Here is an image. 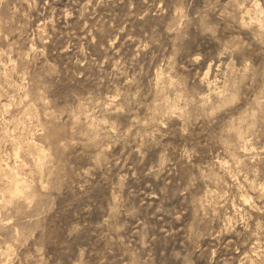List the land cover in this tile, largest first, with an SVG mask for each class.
Masks as SVG:
<instances>
[{"label":"rangeland","instance_id":"374dc122","mask_svg":"<svg viewBox=\"0 0 264 264\" xmlns=\"http://www.w3.org/2000/svg\"><path fill=\"white\" fill-rule=\"evenodd\" d=\"M0 264H264V0H0Z\"/></svg>","mask_w":264,"mask_h":264},{"label":"bare ground","instance_id":"6f19581e","mask_svg":"<svg viewBox=\"0 0 264 264\" xmlns=\"http://www.w3.org/2000/svg\"><path fill=\"white\" fill-rule=\"evenodd\" d=\"M27 148H28V146H27ZM26 150V149H25ZM2 175V174H1ZM14 189H16V188H14ZM17 191V190H16Z\"/></svg>","mask_w":264,"mask_h":264}]
</instances>
